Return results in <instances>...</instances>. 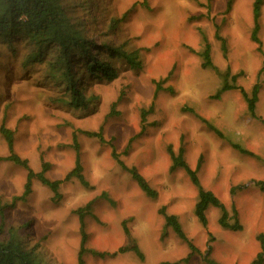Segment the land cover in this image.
I'll return each instance as SVG.
<instances>
[{"label": "rangeland", "instance_id": "374dc122", "mask_svg": "<svg viewBox=\"0 0 264 264\" xmlns=\"http://www.w3.org/2000/svg\"><path fill=\"white\" fill-rule=\"evenodd\" d=\"M64 3L86 37L101 47V59L117 70V78L109 82L87 75L81 89L88 103L75 107L62 86L39 79L42 65L27 64V44L15 45V56L0 43V128L14 133L16 154L35 173L43 163L49 165V181H63L74 168L76 136L89 188L72 179L60 185L56 198L35 179L31 194L14 201L24 191L27 172L0 163V242L16 236L41 264H78V211L90 203L83 219L88 236L83 264H205L209 248L219 264H252L260 252L257 236L264 234V192L256 186L264 182V0L257 34L261 53L251 39L255 0ZM206 43L212 65L207 68L200 56ZM109 50L137 52L140 66ZM86 62L78 58L72 65L84 71ZM224 85L233 89L220 94ZM257 85L253 117L241 90L252 98ZM100 132L103 140L87 136ZM169 147L176 155L183 148L192 170L201 159V186L214 193L230 217L235 207L241 231L221 228L214 207L206 211L207 227L202 226L195 215L197 190L183 170L171 171ZM113 150L146 179L158 193L156 200L140 190ZM8 153L0 132V157ZM162 207L178 218L198 252L191 254L165 228ZM124 223L143 260L131 251L112 256L131 246Z\"/></svg>", "mask_w": 264, "mask_h": 264}, {"label": "trees", "instance_id": "16d2710c", "mask_svg": "<svg viewBox=\"0 0 264 264\" xmlns=\"http://www.w3.org/2000/svg\"><path fill=\"white\" fill-rule=\"evenodd\" d=\"M65 0H0V43L9 47L10 51L16 56L18 49L15 45L22 42L28 45L29 53L27 54L26 62L38 63L42 65L43 75L39 79L44 82L59 84L65 90V96H70L72 104L75 107H83L88 102L83 93V85L88 80L87 75L94 76V78L105 79L109 82L117 78V70L106 63L102 58L103 53L100 54L101 47H96L95 43L86 37L84 28H81L74 22L69 11L71 8L65 6ZM262 0H255L253 6L254 28L251 39L258 45V52L261 53V43L257 38L259 32V17L261 12ZM230 6V5H229ZM218 39L224 44V40L217 35ZM205 41V39H204ZM207 42V41H205ZM117 53L122 59L127 61L130 66H140L137 61V52L125 53L122 51H110L109 55ZM204 59L203 66L205 68L212 67L210 60V48L206 43L205 51L200 55ZM78 58L87 60L84 71L76 70L72 61ZM80 68V67H79ZM83 79V80H82ZM233 87L224 85L221 88L220 94L232 90ZM160 90V84L157 85V91ZM241 94L247 102V108L250 115L255 117V109L257 103L258 85L254 87L252 98H248L246 93L241 90ZM219 96V95H218ZM57 101H66V99H56L51 103ZM153 108V105L152 107ZM144 117V115H143ZM0 132L4 137L7 147L8 156L0 157V163L10 162L18 167H21L27 172L26 184L24 191L20 197L14 198V201H24L32 192L33 180H38L41 184L48 187L55 197H59V188L63 182H69L76 179L80 184L89 188V183L85 180L83 175V167L79 155L76 136H74V148L77 156L74 168L66 175L63 181H49L46 178V173L49 170V165L43 163L42 170L35 173L29 166L25 159H21L15 152L14 148V133L2 125ZM89 137H96L102 139L100 133H87ZM235 149L241 151L243 154H249L238 146ZM168 153L172 162L171 171L181 169L189 177L193 186L197 190V202L195 205V215L204 228L208 225L206 211L210 207H214L220 211L219 225L225 230L234 232L241 231V225L238 219V213L233 206V216L230 217L224 204L211 191H206L200 184L198 178V171L201 166V159L199 160L196 169L192 170L184 159V149L180 148L176 155L172 148H168ZM252 155V154H250ZM113 158L120 164V166L130 173L134 182L138 185L140 190L151 200H156L158 193L149 185L146 179L135 169L127 168L120 160L115 150L112 152ZM256 186L264 192V182L256 183ZM236 189L231 190V195H235ZM91 204L89 203L84 209L78 211L80 221V251L78 256V264H83V255L87 252L85 246L87 244V233L84 230V214L88 211ZM159 214L164 218L165 228H171L176 236L185 242L189 247L191 254L198 252L197 249L187 239L178 218L175 215L168 214L165 207L159 209ZM234 223L230 224V219ZM125 234L131 246L122 247L116 254H124L129 251L134 252L143 260V255L138 245L131 238V234L123 224ZM165 229V230H166ZM16 236L11 237L8 242H0V264H41L40 259L33 253V251H26L22 247L20 241ZM257 241L260 244V252L257 254L252 264H264V234L257 236ZM90 253H95L89 251ZM96 254V253H95ZM191 254L183 261L188 263ZM211 248L208 249L206 255L203 257L205 264H219L210 258ZM101 257L105 254H100Z\"/></svg>", "mask_w": 264, "mask_h": 264}]
</instances>
